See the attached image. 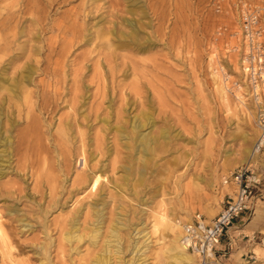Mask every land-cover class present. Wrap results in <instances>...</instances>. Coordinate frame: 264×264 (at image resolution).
Returning a JSON list of instances; mask_svg holds the SVG:
<instances>
[{
    "label": "rangeland",
    "instance_id": "rangeland-1",
    "mask_svg": "<svg viewBox=\"0 0 264 264\" xmlns=\"http://www.w3.org/2000/svg\"><path fill=\"white\" fill-rule=\"evenodd\" d=\"M21 2L0 3V14L13 5L16 11L0 30V131L11 137L10 157L0 144V264H86L85 252H101L108 239L109 264L171 263V234L162 226L152 233L154 215L183 224L195 215L212 219L230 192L224 178L244 167L258 139L254 102L264 108V81L256 100L235 66L231 34L237 4L264 0H34L25 12ZM128 20L135 42L125 37ZM28 70L24 104L20 89L5 88ZM140 112L150 118L141 133L159 138L152 151L130 142L129 149L117 131H129ZM29 116L44 151L38 161L15 146ZM259 152L248 166L258 175L264 148ZM91 170L102 175L99 183L73 182ZM74 218L81 234L100 228L97 246L86 240L71 251L63 238ZM111 223L121 241L108 234ZM263 241L264 232L252 242L257 260L239 263L264 264Z\"/></svg>",
    "mask_w": 264,
    "mask_h": 264
},
{
    "label": "built area",
    "instance_id": "built-area-1",
    "mask_svg": "<svg viewBox=\"0 0 264 264\" xmlns=\"http://www.w3.org/2000/svg\"><path fill=\"white\" fill-rule=\"evenodd\" d=\"M237 30L232 36L237 39L235 50L239 55L240 69L252 85L264 81V6L239 2L237 4ZM223 27L218 34H225ZM259 136L255 143L260 151L264 148V108L257 115ZM262 177L250 167H238L226 178L224 184L230 186L220 211L209 221L201 215L183 225L181 243L195 256L193 264H222L218 257V246L240 216L250 210L253 199H257ZM222 256V255H221Z\"/></svg>",
    "mask_w": 264,
    "mask_h": 264
},
{
    "label": "bare ground",
    "instance_id": "bare-ground-1",
    "mask_svg": "<svg viewBox=\"0 0 264 264\" xmlns=\"http://www.w3.org/2000/svg\"><path fill=\"white\" fill-rule=\"evenodd\" d=\"M4 0H0V3L3 2ZM19 11H23L25 12L26 9L28 7L32 8L34 6V0H22L21 4L19 5ZM10 7V6H9ZM15 7V5H13L9 10L5 9V15L3 14H0L1 18H0V30L1 32L3 30H5L12 21H13V18L15 16V12L16 11H12L13 8ZM22 8V9H20ZM131 12V11H130ZM127 23L129 25H131V29L132 31L131 32H128L129 34H126L125 37L129 38V40H131L132 42H135L137 41V38L135 37L136 36V31L134 30V27H132L134 25V23L132 21H127ZM123 37V36H122ZM123 42V41H122ZM1 47H0V51H1ZM237 56V55H236ZM238 58V56H237ZM236 60V59H235ZM237 62V60H236ZM236 65H240L239 62L238 64L236 63ZM236 68L238 69V67L236 66ZM238 71V70H236ZM31 73V71H27V73L24 75V74H21L20 78H21V81H15V82H12V84H9L7 88L5 89H8L10 91H13L16 94V91L17 89H20L21 93H20V98L22 99V102L25 104V103H28L29 101V97H30V93L25 89V87L23 86V82H24V79L25 80H30V75L29 74ZM48 76V75H47ZM240 76V75H239ZM227 77V76H226ZM244 79V78H243ZM216 80V79H215ZM245 81V80H244ZM241 83V82H240ZM264 84V83H262ZM244 85V83H243ZM264 86V85H263ZM2 87V86H0ZM225 87V86H224ZM239 87V86H238ZM228 88V87H227ZM249 88V87H248ZM257 86H254V96H256V100L257 99V95L256 93L258 92L257 90ZM234 89V88H233ZM244 89V88H243ZM261 89V87H260ZM239 90V88L237 89ZM236 90V91H237ZM241 90V89H240ZM264 90V88H263ZM262 91V90H261ZM252 92V91H251ZM250 92V93H251ZM264 92V91H263ZM259 93V92H258ZM246 94V93H245ZM262 94V92H261ZM264 94V93H263ZM253 95V94H252ZM242 96V95H241ZM243 96L245 97V95L243 94ZM264 96V95H263ZM42 97H43V94H41V97H39L40 100H42ZM240 98V96H239ZM259 98V97H258ZM237 99V98H236ZM246 99V98H245ZM255 99V98H254ZM243 100V98L241 99V101ZM240 101V100H239ZM240 101V102H241ZM245 102V100H244ZM243 103V102H241ZM251 103V102H250ZM256 104V107L258 109H262L263 106H262V102H258V101H255L254 102ZM245 104V103H243ZM43 103H41L38 107L40 109H43L44 107L42 106ZM28 108V106H27ZM254 109V108H253ZM257 109V111H258ZM146 116L145 114H141V112L137 115H135L133 118H131V122H129V125L131 126L130 130H126V128H124L123 126H118L117 127V131L120 133V136L122 137H126L129 141L126 143V146L130 149V147H133L131 146V144L129 145V142L130 143H133V144H136L135 147L137 146L138 148L142 147L143 150H146L148 149L149 151H152V144L155 142V140L159 139V138H156V136H152L151 134H142L141 133V129L143 128V126L145 125L146 122L149 121V117H145L143 119V117ZM26 119L28 120V122H26V126L27 128L23 131H19L16 133L15 135V139H16V143L17 145H15L16 147H18V150L17 152H19V154L23 155V157H30L31 160H37L40 158V156L42 155V152L44 154V151L43 149H41V146L39 144V138H38V134L37 132L38 131V127H37V124H36V121H34L33 117L32 116H29V117H26ZM258 127V126H257ZM258 131H259V127L257 128ZM60 131V137H64L65 135V132L63 130H59ZM6 132V131H5ZM166 134L167 132L162 129L161 132H160V138H163V137H166ZM259 136V135H258ZM14 140V139H13ZM0 144L1 146H4V149L2 150L3 153L7 156H9V153H10V146H11V137L10 136H4L2 137V132L0 131ZM133 147V148H135ZM132 148V149H133ZM14 152H15V149H14ZM16 152V153H17ZM141 153V151H140ZM259 150L256 148V146H254L253 148L251 149H247L246 150V156L242 159L241 163L239 164H242L243 166L245 167H248L250 165V163L252 161H254L258 155H259ZM10 157V156H9ZM9 157H7V159H10ZM262 158V157H261ZM1 160V158H0ZM4 160V159H3ZM5 161V160H4ZM41 161L43 163H45V161L47 162V159H45L44 157H42ZM6 162V161H5ZM84 163H85V159H84ZM253 163V162H252ZM144 164H145V161H144ZM45 165V164H43ZM126 171V170H125ZM128 172V171H127ZM129 174V173H128ZM49 177V176H48ZM127 180V177H125ZM51 179V178H50ZM100 179H102V175L98 172V171H93L91 170V173L90 174H81V175H77L75 177V179H73L74 181L73 182H76V184H81V183H84L85 181L86 182H93V185H96L97 183L100 182ZM52 180V179H51ZM53 181V180H52ZM160 209V208H159ZM102 209H94L92 211V214L94 216V219L97 220L96 222L98 223V221L102 219V212H101ZM163 210V209H162ZM159 211V210H158ZM157 211V212H158ZM79 213V212H78ZM188 213V212H187ZM186 216V215H185ZM188 216V215H187ZM189 217V216H188ZM188 217L186 218V220H189ZM93 218V217H92ZM182 218V217H181ZM64 219V218H63ZM75 219V220H74ZM71 222H70V226L68 227L69 230H67L65 233H64V241H66V243L70 244L71 246V251L72 250H75L78 248H76V245L73 246L72 244L73 243H79L81 241L85 242L87 240V242L89 243V245H91L92 247H95L94 245L97 246L95 239L97 237H99L100 235V228L97 229L95 227L93 228H90L88 232L86 233H80L81 231L76 228V224L74 225V223L77 221L76 219L77 218H74ZM93 219V220H94ZM115 220V219H113ZM210 220V219H209ZM207 220V221H209ZM70 221V219H69ZM116 221V220H115ZM119 221V220H118ZM101 223V221H99ZM113 222V221H112ZM123 222H126L123 221ZM69 223V222H67ZM90 223V222H89ZM119 223V222H118ZM94 224V223H92ZM108 224V223H107ZM116 224V223H115ZM152 225V233L155 234L158 230H159V227H163L165 230H167L170 234H171V237L170 238V243H169V246H168V251L171 253L170 256H168V258L170 259V262L172 264H193L196 259H195V256L188 252L185 247L182 245L181 243V237H182V233H183V223L181 222H172L170 220H168V218L166 217V215L163 214H160L159 215H154V220H153V223H151ZM96 225V224H95ZM108 226V225H106ZM111 226V227H110ZM114 226V227H113ZM71 227V228H70ZM105 227V226H104ZM110 228H107L110 229L109 230V233L110 236L114 239L116 238L117 240L120 238L119 234H118V229H117V225H114L113 223H111V225H109ZM123 227V225L121 226ZM128 228V226H126ZM126 227L122 228L121 230L123 229H126ZM2 228L0 227V237H1V234L4 232H2L1 230ZM88 229V228H87ZM120 229V228H119ZM108 232V231H107ZM4 234V233H3ZM164 235V234H163ZM109 236V235H108ZM123 237V236H122ZM5 239V234H4V237ZM2 238V239H3ZM109 238V237H108ZM1 239V240H2ZM114 239H111V241H113ZM123 239V238H121ZM6 240H7V237H6ZM120 240V239H119ZM124 240V239H123ZM127 240V239H126ZM8 241V240H7ZM100 241V239H99ZM105 241V240H104ZM116 241V240H115ZM121 241V240H120ZM6 242V241H5ZM101 242V241H100ZM109 239L108 241H106L103 246L105 247H101V248H104V249H101V252L99 253H94L92 252V250H87L83 256V258L85 257H88V260L86 262V264H109V261H110V253H111V250L108 249V244L109 243ZM126 242V241H125ZM131 242V241H130ZM264 242V241H263ZM8 243V242H7ZM118 243V241H117ZM99 244V243H98ZM120 244V243H118ZM117 244V245H118ZM125 244V243H124ZM2 245V244H0ZM112 245V244H111ZM134 245V244H133ZM132 245V246H133ZM263 245V244H262ZM7 246V245H5ZM86 246V245H85ZM114 246V245H113ZM116 246V245H115ZM121 247V246H120ZM130 247V246H129ZM137 245L134 246V248H136ZM87 248V247H85ZM133 248V247H132ZM133 248V249H134ZM6 249V247H5ZM11 249V247H10ZM88 249V248H87ZM118 249V247L116 248ZM120 249V248H119ZM129 249V248H128ZM138 249V248H137ZM78 250V249H77ZM7 251V250H6ZM10 251V250H9ZM162 251V250H161ZM8 252V251H7ZM44 252V251H42ZM78 252V251H77ZM93 253V255H91ZM79 254V253H78ZM86 255V256H85ZM159 256H161L159 254ZM157 257V256H156ZM171 263H168V261L165 263V264H171Z\"/></svg>",
    "mask_w": 264,
    "mask_h": 264
},
{
    "label": "crops",
    "instance_id": "crops-1",
    "mask_svg": "<svg viewBox=\"0 0 264 264\" xmlns=\"http://www.w3.org/2000/svg\"><path fill=\"white\" fill-rule=\"evenodd\" d=\"M262 158L264 163V157ZM258 172L263 178L258 198L251 203L248 212L236 219L218 246L217 253L222 264H240L239 260L243 257L248 258L247 263H250V259L257 260L253 253L252 242L254 237L264 232V165L259 168ZM257 200L260 205L256 202ZM255 262L252 261L251 263Z\"/></svg>",
    "mask_w": 264,
    "mask_h": 264
}]
</instances>
